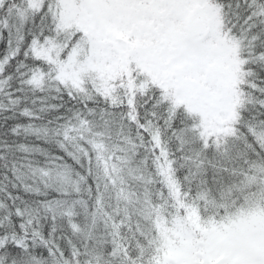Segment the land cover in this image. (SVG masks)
<instances>
[{"label": "snow or ice", "instance_id": "obj_1", "mask_svg": "<svg viewBox=\"0 0 264 264\" xmlns=\"http://www.w3.org/2000/svg\"><path fill=\"white\" fill-rule=\"evenodd\" d=\"M0 264H264V0H0Z\"/></svg>", "mask_w": 264, "mask_h": 264}]
</instances>
